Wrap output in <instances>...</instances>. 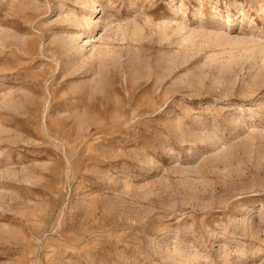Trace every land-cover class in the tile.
Wrapping results in <instances>:
<instances>
[{
	"label": "rangeland",
	"instance_id": "1",
	"mask_svg": "<svg viewBox=\"0 0 264 264\" xmlns=\"http://www.w3.org/2000/svg\"><path fill=\"white\" fill-rule=\"evenodd\" d=\"M263 17L0 0V264H264Z\"/></svg>",
	"mask_w": 264,
	"mask_h": 264
},
{
	"label": "bare ground",
	"instance_id": "2",
	"mask_svg": "<svg viewBox=\"0 0 264 264\" xmlns=\"http://www.w3.org/2000/svg\"><path fill=\"white\" fill-rule=\"evenodd\" d=\"M263 10V9H262ZM264 18V17H263ZM232 24V23H231Z\"/></svg>",
	"mask_w": 264,
	"mask_h": 264
}]
</instances>
